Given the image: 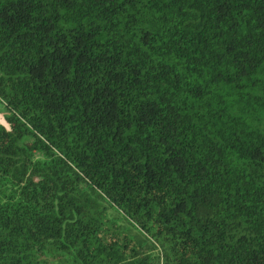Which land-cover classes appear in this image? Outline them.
Listing matches in <instances>:
<instances>
[{
	"label": "trees",
	"instance_id": "obj_1",
	"mask_svg": "<svg viewBox=\"0 0 264 264\" xmlns=\"http://www.w3.org/2000/svg\"><path fill=\"white\" fill-rule=\"evenodd\" d=\"M0 101V264H264V0H0Z\"/></svg>",
	"mask_w": 264,
	"mask_h": 264
},
{
	"label": "rangeland",
	"instance_id": "obj_2",
	"mask_svg": "<svg viewBox=\"0 0 264 264\" xmlns=\"http://www.w3.org/2000/svg\"><path fill=\"white\" fill-rule=\"evenodd\" d=\"M8 114V110L7 108L5 107V104L0 101V124L4 125L7 129H9V125L6 124V121H5V118H6V115ZM31 167H30V170L26 176V178L28 179V177L33 174L34 172L36 173H41L43 175H45V173L43 172V166H42V163H41V158L35 154V155H32L31 157ZM41 171V172H39ZM4 179L1 178V183L3 184V181ZM48 180V178L46 179ZM3 181V182H2ZM25 184H22V186H24ZM27 189H29L30 191H32L33 189V186H31L29 183H27ZM114 215L117 216L116 213H113Z\"/></svg>",
	"mask_w": 264,
	"mask_h": 264
}]
</instances>
